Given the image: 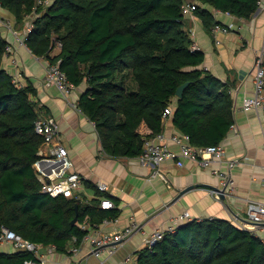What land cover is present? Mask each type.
I'll return each mask as SVG.
<instances>
[{
	"label": "trees",
	"instance_id": "1",
	"mask_svg": "<svg viewBox=\"0 0 264 264\" xmlns=\"http://www.w3.org/2000/svg\"><path fill=\"white\" fill-rule=\"evenodd\" d=\"M185 1L0 0V5L19 30L32 19L26 43L35 56L59 63L73 85L87 84L78 106L95 123L103 150L121 158L143 151L146 139L163 130V113L172 105L169 118L194 146L220 144L234 123L231 84L204 67V51L192 49ZM190 1L198 3L195 14L208 32L218 21L201 4L245 19L258 8V0ZM58 41L62 46L53 54ZM8 43L0 30V233L4 226L64 252L74 235L81 241L86 234L71 223L76 204L79 221L89 216L101 223L121 211L116 199L97 188L98 197L88 201L41 192L34 164L44 138L35 124L48 109L34 99L31 81L18 87L3 68ZM143 122L152 131L147 136L139 132ZM102 196L116 206L101 208ZM31 258V252L18 249L0 253V264H26ZM136 264H264V242L230 219L194 218L153 248H143Z\"/></svg>",
	"mask_w": 264,
	"mask_h": 264
},
{
	"label": "crops",
	"instance_id": "2",
	"mask_svg": "<svg viewBox=\"0 0 264 264\" xmlns=\"http://www.w3.org/2000/svg\"><path fill=\"white\" fill-rule=\"evenodd\" d=\"M201 6L211 10L218 23L233 24L229 32L216 33L214 30L208 32L195 12L196 19L187 17L186 20L187 27L195 28L194 43L206 54L204 67L231 84L234 98V123L237 128L230 130L220 144L225 149L226 158H241L242 162L232 168L235 185L232 196L224 203L216 200L208 189L221 186L213 170L227 171L226 162L213 158L204 166L193 159L179 157L183 160L182 166L176 160L161 165L160 170L167 178L163 179L154 176L152 168L141 165L137 157L116 158L107 154L94 122L78 106L87 84L74 85L67 96L55 87H46L44 78L49 60L35 56L28 46L16 44L11 25L18 31L22 30L15 27L13 15L0 5V30L15 48L13 54L3 56L1 64L12 76L22 73L25 85L31 81L37 89L34 99L48 109L42 117H53L59 122V141L67 148L74 163L73 169L83 178L78 191L80 200L97 198V185L105 182L109 187L107 192H99L116 199L121 214L116 222H110L102 230L123 228L133 218L143 224L144 232L135 233L112 255L103 250L99 258L88 255V243L82 246L79 254L72 253L75 246L72 239L64 252L58 251L54 245H45L41 250L46 257L45 264H73L78 260L84 264H136L140 251L146 247L145 235L167 226L173 217L183 212L188 211L193 218H227L238 224L248 217L247 199L264 202V111L243 109L245 98L254 90L255 57L264 48V8H258L250 18L245 19L207 4ZM58 51L55 49L53 54ZM174 130L176 127L168 117L163 131L170 135ZM139 132L145 136L152 133L144 122ZM170 146L177 154L180 153L175 143L170 141ZM42 149L47 153L52 147L45 144ZM249 230L264 238V223ZM17 250L13 243H0V253L12 254Z\"/></svg>",
	"mask_w": 264,
	"mask_h": 264
},
{
	"label": "built area",
	"instance_id": "3",
	"mask_svg": "<svg viewBox=\"0 0 264 264\" xmlns=\"http://www.w3.org/2000/svg\"><path fill=\"white\" fill-rule=\"evenodd\" d=\"M45 4L50 0H44ZM198 3L186 0L183 4V13L185 17L196 19L195 12ZM258 8H264V0H258ZM257 8V9H258ZM230 14V13H229ZM8 25V24H7ZM9 26V25H8ZM33 28L32 19L29 17L22 31L16 30L11 25V30L16 36V44L18 46H27L26 36ZM233 24L225 25L217 23L214 25V32L227 33L232 30ZM191 37H195V28L189 29ZM62 46L61 42H57L55 49L59 50ZM192 49L196 50L199 47L193 43ZM15 52L14 45L8 43L6 46L4 56H9ZM13 62L17 63L16 60ZM254 73V90L252 95L247 96L243 103L245 111L256 110L264 111V48L256 55L253 64ZM22 73L13 75V82L18 87H23L25 84L22 81ZM44 85L46 87L57 88L63 96H67L73 88V84L68 81L66 73L61 69L59 63L47 65L46 75L44 78ZM172 107L167 108L163 113V121H165L172 113ZM95 124V123H94ZM236 124L230 126V130H235ZM36 133L42 135L44 141L42 147L39 149L38 154L40 159L34 164L38 178L41 182V192L49 194L53 197L64 195L68 198L80 199L78 191L82 185V175L73 169L74 163L69 157L67 148L59 141L60 127L59 122L53 117H40L35 124ZM264 136V131H263ZM170 141L175 143L180 153L177 154L170 146ZM49 144L52 149L50 152L45 153L43 145ZM190 158L198 161L204 166L208 165L211 159H216L221 162H226L228 170L214 169L213 173L217 175L220 180L221 186L216 188H209V193L218 201L225 202L227 198L232 196L235 181L232 177V168L242 162L241 158H226L225 149L221 144L208 145L203 147L194 146L190 143V136L179 130H174L170 135H167L163 130L159 133L148 137L145 141L143 151L137 156L139 163L143 166H149L153 170V175L160 176L167 179L165 174L160 170L163 163L169 160H176V163L182 166L183 160L181 158ZM52 165L49 169L48 166ZM264 184V171L262 176ZM99 191L106 193L108 184L99 182L97 185ZM222 194L225 196L223 199ZM248 217L242 219L237 225L250 229L257 224L264 223V202L260 200L247 199ZM115 202L106 196H102L100 200V207L104 209L114 208ZM213 218V217H210ZM184 219L191 220L188 211L183 212L173 217L169 224L163 228H158L150 234L145 235L144 242L149 248H153L160 240H162L167 232H174L177 227L183 223ZM198 219H203L198 217ZM118 218L107 217L101 223H92L89 216H86L82 221H77L78 226L86 231L85 236L81 241L74 235L71 239L74 241L75 246L71 252L79 254L82 246L86 243L89 244L88 255L100 257L103 250L112 255L123 244L130 239L137 232L143 231V224L135 218L131 219L129 224L123 228L114 229L112 231H103L102 228L110 222H116ZM186 220V221H187ZM185 222V221H184ZM257 235V234H256ZM259 236V235H258ZM263 242L264 238L259 236ZM13 243L17 249H23L31 252L34 258L25 261L26 264H45L46 257L41 252L42 243H35L23 238L22 235L17 234L8 228L2 226L0 233V243ZM90 253V254H89ZM73 264H84L82 261H75ZM124 264H128L125 262Z\"/></svg>",
	"mask_w": 264,
	"mask_h": 264
},
{
	"label": "water",
	"instance_id": "4",
	"mask_svg": "<svg viewBox=\"0 0 264 264\" xmlns=\"http://www.w3.org/2000/svg\"><path fill=\"white\" fill-rule=\"evenodd\" d=\"M189 85V82H186L184 84H182L181 86L178 87L177 91H176V96L177 97H181L184 89ZM189 189V188H188ZM217 189V188H216ZM223 199L225 198V196L222 194L221 196ZM75 210H76V215L75 217L72 219L71 223L72 225H75L78 221V204L75 205Z\"/></svg>",
	"mask_w": 264,
	"mask_h": 264
},
{
	"label": "rangeland",
	"instance_id": "5",
	"mask_svg": "<svg viewBox=\"0 0 264 264\" xmlns=\"http://www.w3.org/2000/svg\"><path fill=\"white\" fill-rule=\"evenodd\" d=\"M244 215V214H243ZM245 216V215H244ZM244 218H246V217H244Z\"/></svg>",
	"mask_w": 264,
	"mask_h": 264
},
{
	"label": "clouds",
	"instance_id": "6",
	"mask_svg": "<svg viewBox=\"0 0 264 264\" xmlns=\"http://www.w3.org/2000/svg\"><path fill=\"white\" fill-rule=\"evenodd\" d=\"M77 224V223H76Z\"/></svg>",
	"mask_w": 264,
	"mask_h": 264
}]
</instances>
